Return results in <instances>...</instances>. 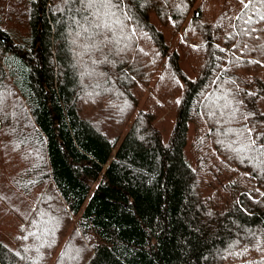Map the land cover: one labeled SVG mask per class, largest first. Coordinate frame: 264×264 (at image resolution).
<instances>
[{"label":"trees","instance_id":"1","mask_svg":"<svg viewBox=\"0 0 264 264\" xmlns=\"http://www.w3.org/2000/svg\"><path fill=\"white\" fill-rule=\"evenodd\" d=\"M123 4L131 46L100 63L80 0H0V130L44 186L0 264H264V156L235 151L264 144V5Z\"/></svg>","mask_w":264,"mask_h":264},{"label":"rangeland","instance_id":"2","mask_svg":"<svg viewBox=\"0 0 264 264\" xmlns=\"http://www.w3.org/2000/svg\"><path fill=\"white\" fill-rule=\"evenodd\" d=\"M183 67L189 71L188 66ZM175 126V118L167 116L156 122L163 144L170 143ZM192 129L188 132V144L185 147V158L194 165V160L189 152L192 141ZM22 150L18 141L0 130V230L12 233L20 228L26 221L43 192V184L31 185L27 176L26 161L23 159Z\"/></svg>","mask_w":264,"mask_h":264},{"label":"snow or ice","instance_id":"3","mask_svg":"<svg viewBox=\"0 0 264 264\" xmlns=\"http://www.w3.org/2000/svg\"><path fill=\"white\" fill-rule=\"evenodd\" d=\"M80 2L84 5L85 10L93 9L90 16L84 17V20L88 23V25L91 28L97 30L90 33L87 37L88 40L92 41V43L88 45L87 48H93L96 51L102 53L104 59L101 60L100 63L108 62V54L103 53V48L107 47L109 44L115 45L116 54H120L124 51V49L130 48V43H124V47H120V44L122 42L130 41L131 39L130 37L123 35V29L126 26L124 21L132 19V16L130 15V9L126 10L125 5L123 4V0H80ZM241 2L244 3V0H241ZM258 3L264 5V0H258ZM244 6L245 8L249 7L247 3H245ZM258 15L260 17V20L264 21V13H258ZM92 17H94L95 19H92ZM250 19L251 18L245 20V23H249ZM254 30L255 29H252V31ZM84 31L89 32V28L85 27ZM77 35L79 36L80 33L78 32ZM109 36H112L113 39H109ZM96 37H101V39L97 41ZM92 62L94 64L97 63L96 60H93ZM101 75L105 74L101 73ZM5 99L6 96L4 91L0 90V114L3 113ZM252 132V128H245L236 132V135L241 137V140L244 141L240 144L239 147L235 149L238 155L256 151L260 156H264V144L257 145L256 139L252 137ZM245 133L247 134L246 140H244ZM30 235L36 237L37 239H40V236L36 232L30 233ZM26 238L27 237H25V239ZM246 250L247 249H245V251ZM36 251L39 252V248H37ZM17 255H19V253H17ZM237 255H240V253H237Z\"/></svg>","mask_w":264,"mask_h":264},{"label":"water","instance_id":"4","mask_svg":"<svg viewBox=\"0 0 264 264\" xmlns=\"http://www.w3.org/2000/svg\"><path fill=\"white\" fill-rule=\"evenodd\" d=\"M7 40V38L6 37H3V41H6ZM10 47H12V45H10Z\"/></svg>","mask_w":264,"mask_h":264}]
</instances>
